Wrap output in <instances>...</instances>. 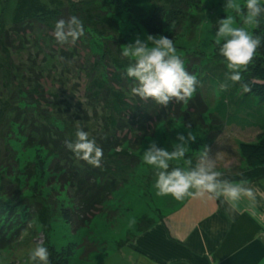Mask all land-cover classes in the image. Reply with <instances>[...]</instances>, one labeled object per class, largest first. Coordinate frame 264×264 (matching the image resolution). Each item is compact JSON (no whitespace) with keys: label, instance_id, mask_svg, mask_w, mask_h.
<instances>
[{"label":"rangeland","instance_id":"rangeland-1","mask_svg":"<svg viewBox=\"0 0 264 264\" xmlns=\"http://www.w3.org/2000/svg\"><path fill=\"white\" fill-rule=\"evenodd\" d=\"M148 1L135 7L123 0H0V31L21 17L58 9L62 13L57 20L76 16L82 20L85 31V36L75 44L61 45L53 34L56 21L41 28L34 22L30 25L31 21L26 19L22 23V37L13 49L0 39V199L13 204L19 213L12 214L13 219L10 216L9 225L16 229V234L8 243L11 245L0 252V264H32L29 256L38 242L48 248L49 259L58 264H116L118 253L105 256L118 249V245L125 248L119 243L128 240L129 231L136 232L134 227L143 216H158L160 211L172 212L177 207L178 212L188 198L176 200L171 195L158 194L155 166L143 160V151L152 141H156L157 147L172 151L174 144L179 143L178 134L187 136L190 130L196 135L185 158L169 162V171L177 166L188 170L186 160L197 163L205 146L212 158L218 154L216 171L232 174L249 167L250 160L239 146L241 142L256 143L260 130L228 126L215 115L214 107L222 91L219 76L227 71L215 34L219 21L228 15L234 17V27H244L262 38L264 29L255 22L244 23L243 15L225 8L226 0H199L188 9L184 26L176 29L173 43L185 69L201 81L191 99L198 97L208 110L199 116L186 114V121L170 117L158 122L153 135L145 137L135 148L125 142L103 152L104 178L118 182L120 187L87 226L73 229L62 219L60 210L73 203V191L49 169L56 162L52 150L29 137V128L36 127L27 124L56 128L67 140H75L80 127L100 146L107 127L114 128L120 116L124 118L127 113L139 111L140 103L150 102L131 93L135 81L126 76L130 59L121 55L124 46L137 38L144 42L150 35L140 26L139 14L152 6L173 2ZM238 2L244 5L246 0ZM194 18L196 24L191 23ZM171 30L168 27L164 32ZM42 36L47 37L46 41L36 45V39L40 41ZM254 59L261 64L248 65L242 73L245 81L259 79L254 70L264 67V47L257 50ZM172 103L166 108L158 105L162 115H170L171 108L180 104ZM180 108L185 110L186 103ZM132 133L123 127L119 134H126L133 141L137 136ZM72 156V160L79 162L74 153ZM256 185L264 188V178Z\"/></svg>","mask_w":264,"mask_h":264},{"label":"clouds","instance_id":"clouds-1","mask_svg":"<svg viewBox=\"0 0 264 264\" xmlns=\"http://www.w3.org/2000/svg\"><path fill=\"white\" fill-rule=\"evenodd\" d=\"M225 8L243 15L246 24L255 22L259 25L260 19L264 17V5H261L260 0H246L244 5L238 0H226ZM234 23V17L228 15L226 19L219 21L215 34L218 53L225 59L227 69L220 88L228 91L239 85L247 93L250 87L244 83L242 73L247 71L257 50L264 47V38L248 32L244 27H234ZM53 34L61 45L75 44L85 36L83 22L76 16L67 20L59 19L55 23ZM176 53L173 40L163 35H148L144 42L137 38L134 43L124 46L121 55L130 59L126 76L135 81L131 93L142 100L151 99L165 108L173 101L188 103L197 87L201 86V81L185 69L182 58ZM186 128L190 129L191 125H186ZM176 139L179 143L174 144L172 151L157 147L156 141H152L143 151L144 162L155 166V187L159 195H171L176 200H183L185 197L209 200L222 197L230 208H234L235 202L241 198H247L253 203L257 202L258 196L264 198V194L244 181L234 183L222 178V173L215 170L218 154L212 158L206 146L200 152L195 167H191L192 160L188 159L186 164L189 170L185 171L177 166L169 171V162L183 160L189 151L188 145L194 143L197 137L189 130L187 136L178 134ZM65 146L77 159L94 167L101 166L103 150L97 145L95 138H90L89 133L82 128L77 127L75 140H65ZM49 257L48 248L38 242L29 259L32 264H51Z\"/></svg>","mask_w":264,"mask_h":264},{"label":"trees","instance_id":"trees-1","mask_svg":"<svg viewBox=\"0 0 264 264\" xmlns=\"http://www.w3.org/2000/svg\"><path fill=\"white\" fill-rule=\"evenodd\" d=\"M123 1L125 4L135 7L149 3L148 0ZM198 1L173 0L172 4L161 3L152 6L148 11L139 14L140 26L150 35H163L173 40L176 29L184 26L183 23L186 21L188 9ZM261 5H264V2ZM61 13V9H58L44 11L36 16L21 17L19 21L14 22L10 27L1 29L0 39L3 40L6 47L13 49L15 42L22 37V23L24 20L28 19L31 21L29 22L30 25L34 22L41 28L50 27L49 22L57 21V15ZM197 22L196 18L191 20L192 24ZM258 26L264 29V17L260 19ZM168 27H171L172 30L170 33H165L164 31ZM30 33H33V28H30ZM46 39L45 36H42L39 39L40 41L36 39V45L46 41ZM256 63L261 64L257 59H254L250 65L253 66ZM255 70L254 73L259 79L244 80V83L250 87L249 92H243L239 85L228 91H221L219 100L214 107L215 115L228 126L236 124L243 127H256L261 133L256 143H240V151L250 160L249 167L232 174L222 173V178L234 183H240L241 181L252 183L264 178V67H261V70ZM13 73L14 71H12ZM219 78L223 82L224 74L220 75ZM96 87L101 90L98 85ZM181 104L183 105V103H180L172 107L170 115H162V109L151 99L150 102L140 103L137 105L139 111H133L130 114L126 112L127 115L124 118L120 116L114 128L107 127V134L99 140V147L102 148L104 153L125 142L130 143L135 148L141 144L145 137L153 135L154 127L158 122L166 121L170 117L181 118L186 121V114L191 113L193 116H199L208 110L206 103L199 100L198 97L195 100L190 99L186 103L185 110L180 108ZM150 122L151 125H149ZM27 125L36 127V129L29 128V137L36 138L39 145L48 146L52 150L56 162H52L49 169L54 174H58L59 179H63V183L68 184L69 190L73 191V203L70 207L61 208L60 210L62 219L73 229L87 226L103 203L108 201L111 194L120 187V184L112 179L104 178V158L101 160L100 167L82 163L81 160L76 162V159L72 160L71 158L73 152L65 146L67 138L63 135V132L53 127L48 128L45 124L39 125L30 122ZM41 126L42 129H40ZM123 127L133 131L132 134L137 136V139L130 141L127 139L126 134L120 135L119 133L123 131ZM195 165L196 163L192 161L191 167H195ZM216 201L220 203V199H216ZM13 207V204H8L0 199V252L8 246L9 241L16 234V229H12L9 225L11 222L10 216L13 219L15 214H19ZM50 261L51 264H58L56 260L53 262L51 259Z\"/></svg>","mask_w":264,"mask_h":264},{"label":"crops","instance_id":"crops-1","mask_svg":"<svg viewBox=\"0 0 264 264\" xmlns=\"http://www.w3.org/2000/svg\"><path fill=\"white\" fill-rule=\"evenodd\" d=\"M254 184L248 185L264 194ZM184 204L176 213L143 216L119 243L125 248L118 245L105 258L118 253L116 264H264V198H241L234 208L222 197L220 203L188 197Z\"/></svg>","mask_w":264,"mask_h":264}]
</instances>
